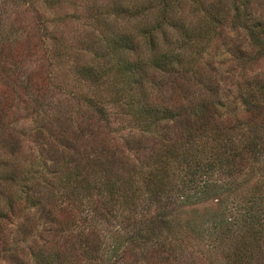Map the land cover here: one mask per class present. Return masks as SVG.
<instances>
[{"label":"trees","instance_id":"16d2710c","mask_svg":"<svg viewBox=\"0 0 264 264\" xmlns=\"http://www.w3.org/2000/svg\"><path fill=\"white\" fill-rule=\"evenodd\" d=\"M92 1L76 97L53 81L43 14L0 0V264H216L224 240V264H264L260 196L187 253L174 217L264 153V75L244 71L264 59V0Z\"/></svg>","mask_w":264,"mask_h":264},{"label":"rangeland","instance_id":"374dc122","mask_svg":"<svg viewBox=\"0 0 264 264\" xmlns=\"http://www.w3.org/2000/svg\"><path fill=\"white\" fill-rule=\"evenodd\" d=\"M10 1L15 3L21 11L32 3L33 8L26 9L30 16L36 9L39 14H43L47 26L46 32L49 36L48 41L45 39V42L47 49L49 48L48 51L53 65L51 67L53 81L60 85L59 88L62 91L74 96H81L87 93L89 91V82L76 74L72 66V58L74 57V49L89 48L92 44L91 40L97 36L93 25L94 19L90 4L95 7L98 1L70 0L69 2L71 3H69L67 2L68 0H62L63 3L61 5L53 7H48L43 0ZM33 9L34 11H32ZM224 58L225 55L219 59L220 62ZM244 71L247 74L257 71L264 75V59L251 62L244 67ZM229 93L227 102L234 108V114H242L243 105L232 90ZM260 108L261 110L263 109L262 107ZM256 157L259 160H257L256 164L253 163L249 167L246 164L241 167L242 170H239V167H231L230 173L226 171V168L213 173L210 178L221 185L217 193L213 191L208 197L199 199L192 196L189 202L180 204L181 207H178L179 209L174 217L182 225L181 233L180 231L177 233L178 235L181 234L179 237L189 247L185 251L186 253L192 248L203 246L204 242L209 241L205 234L210 228L211 220L213 218L218 219L224 211V207L234 208L237 205H241L242 198L253 194H255L254 196H260L264 202V153L258 154ZM231 246V241L229 240L216 244L209 250L211 259L216 264H224L223 259L219 257L221 255L220 252L222 247L230 248Z\"/></svg>","mask_w":264,"mask_h":264}]
</instances>
